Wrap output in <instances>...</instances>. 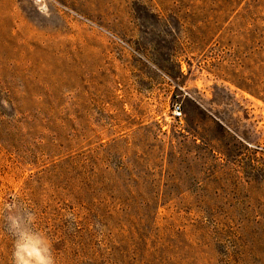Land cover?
Wrapping results in <instances>:
<instances>
[{"label":"rangeland","instance_id":"rangeland-1","mask_svg":"<svg viewBox=\"0 0 264 264\" xmlns=\"http://www.w3.org/2000/svg\"><path fill=\"white\" fill-rule=\"evenodd\" d=\"M21 230L264 264V0H0V264Z\"/></svg>","mask_w":264,"mask_h":264},{"label":"clouds","instance_id":"clouds-1","mask_svg":"<svg viewBox=\"0 0 264 264\" xmlns=\"http://www.w3.org/2000/svg\"><path fill=\"white\" fill-rule=\"evenodd\" d=\"M16 226L19 227L18 222ZM35 233L21 230L12 246V264H56L50 241L36 239Z\"/></svg>","mask_w":264,"mask_h":264},{"label":"built area","instance_id":"built-area-1","mask_svg":"<svg viewBox=\"0 0 264 264\" xmlns=\"http://www.w3.org/2000/svg\"><path fill=\"white\" fill-rule=\"evenodd\" d=\"M173 112H174V114H175L177 117L180 116V108H179V107H175Z\"/></svg>","mask_w":264,"mask_h":264}]
</instances>
